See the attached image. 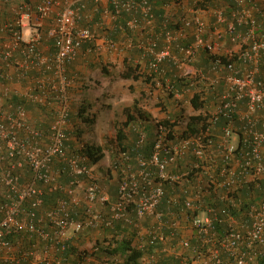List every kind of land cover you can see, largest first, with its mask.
I'll use <instances>...</instances> for the list:
<instances>
[{
  "label": "built area",
  "instance_id": "1",
  "mask_svg": "<svg viewBox=\"0 0 264 264\" xmlns=\"http://www.w3.org/2000/svg\"><path fill=\"white\" fill-rule=\"evenodd\" d=\"M177 1L183 5V0ZM90 3L92 13H88ZM236 3L230 18L224 9L214 10L209 27L195 8L192 15L161 18L150 0H41L36 12L24 4L11 22L0 27V34L11 32L0 50V69L3 60L9 69L6 79L12 70L24 75L38 70L43 74L53 71L59 80V84L40 81L30 93L32 101L43 105L50 104L56 94V113L47 131L29 119L23 104L8 103L10 96H0V261L19 264L33 256L29 264H107L92 254L74 263L55 254L52 259L43 255L65 250L70 232L99 228L118 232L120 225L134 226L138 246L146 251L143 264H163L168 259L173 264H264V78L260 75L264 35L258 32L257 0ZM124 14L129 17L121 22ZM99 15L100 27L115 22L117 29L131 32L126 47L138 50L146 61L126 60L140 64L156 79L162 94L171 92L174 98L185 92L194 94V84L198 83L209 93L224 81V90L217 94L202 133L180 136L175 131L170 136L167 126L156 122V142L148 157L138 154L133 158L128 151L118 154L111 166L118 183L115 199L98 182L87 158L70 144L71 81L66 78L65 66L84 47L93 53L123 50L112 37L98 43L93 21ZM26 28L32 30L29 36L25 35ZM139 31L143 36L134 37ZM46 37L53 39V55H46L42 49ZM225 38L237 48L221 55L218 42ZM200 49L210 55L209 72L224 70L222 77L192 69ZM177 78L184 84L182 91L171 83ZM202 98L206 99L205 94ZM222 120L225 124L214 140L212 130ZM144 124L137 116L131 127L137 149L146 144ZM190 153L195 158L189 168L171 170ZM209 171L217 174L205 187L192 192L188 186L192 176L198 178ZM63 176L67 184L62 183ZM169 186H182L181 195L168 198ZM213 186L225 190L220 196L231 208L244 205L243 198L233 197L237 191L254 188L247 193L251 196L247 218L241 220L231 214L219 231L215 224L218 209L203 200L204 189ZM55 190L65 196L47 208L45 196ZM82 201L86 208L82 218L76 219ZM165 202L170 213L161 209ZM174 209L180 211L181 218L172 216ZM188 211L199 213L189 218ZM149 218L155 220L153 225H146ZM183 218L190 220L191 236H181ZM20 236L36 241L22 251L16 245ZM195 237L196 244L192 240ZM149 244L154 249L151 253H147Z\"/></svg>",
  "mask_w": 264,
  "mask_h": 264
},
{
  "label": "trees",
  "instance_id": "2",
  "mask_svg": "<svg viewBox=\"0 0 264 264\" xmlns=\"http://www.w3.org/2000/svg\"><path fill=\"white\" fill-rule=\"evenodd\" d=\"M41 0H23L21 3L16 2L13 3L11 0H7L4 3L7 4V6H4L0 12V27H3L5 24L8 22H11L17 15L16 11L22 8L24 4H28L31 9L36 12L37 11V4ZM210 1V0H209ZM226 2L224 11L226 16L229 18L231 17L232 13L237 9V3L236 0H224ZM151 3L155 5L156 12L160 9H163L164 6L168 3H174L178 4L177 0H150ZM11 3V5L9 4ZM111 6V5H110ZM112 7V6H111ZM193 8H197L194 7ZM100 15L97 17L99 18ZM129 16L127 14H124L121 21L125 22V20ZM3 19V20H2ZM212 28V27H211ZM211 28L209 30L211 31ZM46 30V29H45ZM259 30V29H258ZM261 34V30L258 31ZM10 34L8 30L6 31V34H0V50L4 48L3 43L10 40ZM44 43H47L50 45V53L53 55L55 52L54 44H53V39L52 38H47L44 40ZM138 51V50H137ZM16 55H19L18 53H15ZM6 63L4 60L1 61L2 69H0V83L7 85L10 84V80L6 79V74L8 73L9 69L6 68ZM194 63V62H193ZM110 63L104 61L99 62V67L101 66L102 72L105 74V77H108L111 69ZM125 67L122 71L120 72L121 79L124 80H141L144 81L148 86L151 88H156V91L160 90L159 87L157 86V81L156 79H153L147 71L141 68L140 64H133L128 62L127 60L125 61ZM110 68V69H109ZM52 72L53 71H49ZM169 74V73H168ZM260 75L264 78V58L262 60L261 64V73ZM170 76V74H169ZM102 79L97 80L94 79L93 83L91 86L85 85L84 88L85 90L81 92V104L77 103V101L72 100V112L70 113V123L72 121L71 114L73 113V109H75V116L80 119L81 123H74V130L72 133H70L72 140L70 141L71 147L74 150H77L81 156L87 158V163L89 166L93 167L95 170L96 168L100 167L101 161L104 159L106 156V150L103 146L99 144L92 143L87 140L85 137L86 132H85V126L88 127L90 125L93 127L95 124L96 118L98 117L100 111L103 109H111L112 104L110 103H101L100 98L97 94L96 97H94L93 93L97 91V89L102 85ZM193 80L189 83H193ZM173 86L178 87L181 91L183 90L184 84L178 81V78L173 80L171 82ZM2 84V85H3ZM88 87V88H87ZM93 87H95L93 89ZM164 87H166L164 85ZM222 88H224V84L221 85ZM83 88V87H82ZM81 88V89H82ZM218 89V88H217ZM94 90V91H93ZM92 91V93H91ZM110 92V91H109ZM194 94H192L190 98V104L194 107L196 111H199L198 115H185V109L184 107H181L178 109V111L175 112L174 118L173 116L167 118L165 117L162 120H158V123L164 124L168 128V134L172 136L175 132V127L177 125H181V127L188 128V130H182V133L180 136H186L187 134H200L202 133L203 129L206 127V122L207 119L211 113L210 110V105L213 104L210 100H202L203 95L205 94V89L202 87V85L199 83L194 84ZM211 94V92H209ZM85 95V96H83ZM115 91H111V96L114 97ZM167 96L171 99L174 98L171 92L169 94L167 93ZM54 99H52L50 104H46L45 106L42 104H38L37 106L28 104L25 99L19 97V96H13L6 98V101L8 103H13V104H23L27 111H32L34 113L41 112L43 115H45V119L42 122V128L47 131L51 125V123L54 120V116L56 113V94L53 95ZM85 97V98H84ZM209 98H217V92L216 90L213 91V93L209 96ZM216 102H214V105ZM95 109L96 112L94 111ZM99 110V111H98ZM125 115H126V120L124 122H118L116 125V142L118 145V148L121 151H128L131 153L133 158H135L138 154H142L146 157H148L151 152L153 151L155 142H156V128L154 129V125L156 123H153L151 126L149 125H144L146 133H147V139H146V144L144 148L142 149H137L134 145L135 139H136V133L131 131L129 132V126L131 128V124L136 122L137 118L136 115H138L140 118H142L145 122L150 121L149 116L145 113L144 110L139 108L137 106V101L132 107H126L124 109ZM168 116V115H167ZM225 124L224 120L220 122V124L217 125L216 129L212 130V138L215 140L218 139V129H220L223 125ZM89 126V127H90ZM128 128V129H127ZM111 155L113 156V161L117 158V153L118 151H115L111 149ZM119 152V153H120ZM118 153V154H119ZM192 161H194V156H192ZM110 173L111 170L109 169ZM217 174V172L215 173ZM195 175V174H194ZM99 182V181H98ZM62 183L67 184L68 179L63 176L62 178ZM101 183V182H99ZM102 184V183H101ZM255 190L254 188H244L240 189L237 191L236 195H233V197L236 198H243L244 205L241 206L240 208H231V204L229 201L222 200L221 194L225 191L223 188H216V187H210L204 189V195H203V200H205V203L207 205H213L218 209V219L215 222L217 229L219 231L223 230L224 226L226 225L228 216L231 214H234L237 218L244 220L247 218L246 214V206L249 203V199L251 198L250 195H248V191ZM259 192H256L255 196H258ZM65 196L64 192L61 191H54V192H48L45 196V206L47 208H50L55 205L59 197ZM258 199V197H255ZM162 207V206H161ZM231 208V211L229 212ZM83 209L84 207H79V213L80 216H75L76 219H80L83 216ZM162 209V208H161ZM163 210V209H162ZM197 213L199 212H194V211H188L187 216L189 218L194 217ZM82 215V216H81ZM189 219L187 220V223H189ZM118 232L115 230H109V229H97V230H91V231H96V233H100L102 239H97L95 244L92 245L89 248L84 247L83 249L80 248L76 244V241L81 238L82 235L90 233L91 231H86L84 233H80L79 237L70 239L67 242V247L65 250H59L55 251V256L58 258H73V260L80 259L82 258L85 254H92L97 260H103L107 264H143V258L145 256L144 250L140 249L137 243L136 239V230L134 226H127L126 228H121L120 225L117 226ZM81 235V236H80ZM28 239H24L23 237H17L18 242H16V245H18V249L24 251V249L28 248L29 245L33 244L35 242V239H31L30 237H26ZM31 239V240H30ZM193 243H197V239L192 238ZM45 245V243H44ZM43 244L41 246L44 247ZM150 250L147 251V253H151L150 251L154 250L152 249L153 247L150 248V244L148 247ZM147 250V249H145ZM33 256H29V258H26L25 260L21 261L19 264H29L32 260ZM72 260V259H70ZM72 260V263H73ZM263 261V259H261ZM68 262V261H67ZM66 262V263H67ZM71 262V261H69ZM177 262V261H176ZM0 264H7L2 261H0ZM45 264V263H43ZM96 264V262H94ZM163 264H173L172 259L165 260Z\"/></svg>",
  "mask_w": 264,
  "mask_h": 264
},
{
  "label": "crops",
  "instance_id": "3",
  "mask_svg": "<svg viewBox=\"0 0 264 264\" xmlns=\"http://www.w3.org/2000/svg\"><path fill=\"white\" fill-rule=\"evenodd\" d=\"M7 0H0V12L2 10V8L4 6H7L6 3H4ZM23 0H11V2L13 3H18V2H22ZM11 5V3H9ZM169 4V6H167ZM164 6L163 9L158 10L156 13L158 15H160V17H180L181 15H192L191 9H193L194 7H197L196 9L198 10L199 14L201 15V17L207 22L208 26L210 27L214 21V15H213V11L217 10V9H224L226 2L224 0H200V1H196V0H183V5L181 6L180 4H174V3H168ZM257 4H258V9L255 11V15L258 18L259 22H260V30H261V34L264 35V0H257ZM93 4L90 3L88 9L89 12L88 13H92L93 12ZM98 16H96L95 21H93V26L95 28V30H97L98 34H99V41L98 43L101 44L103 42L104 39L108 38V37H112L114 39H116L122 46L123 50L120 53H114V52H108L106 50H102L101 52H89L87 50V47L82 48L76 59L70 63H68L65 66V75L66 78L71 81V85L68 88V92H69V96L71 99V105H72V100L77 101V103L81 104V91L83 89H81V85H88L91 86L93 83L92 80V75H93V71L94 70H98L97 68L99 67V62L100 61H104V62H108L110 63L109 65H111L112 67H115V69L117 71H122L125 67V61L127 57H133L135 59H140L141 62H145L146 60L141 59V53L139 51H137L136 49H129L126 47V43L129 39L128 33L129 35H131V32H123L119 29H117L116 24H114L115 22H113L112 24L108 25L109 27L107 28H103L100 27L98 25V20H100V17L97 18ZM0 18H2L0 16ZM3 20V19H2ZM96 22V23H95ZM122 22V21H121ZM160 21H158L159 23ZM31 28H26L25 29V35L29 36V34L31 33ZM242 32H244L245 30L242 28L241 30ZM134 37H141L143 36L142 32H137L136 34H133ZM191 39H187V43H190ZM42 49L44 51V53L46 55H52L50 53V45L47 43H42ZM237 48L236 44H233L228 38H225V40L218 42V53L221 55H226L227 52H229L231 49ZM210 55L204 50V49H200L195 62L192 65V69L196 68L198 70H204L205 72L209 73L210 76H223L225 74V71H220V72H209V68H210ZM170 74V73H169ZM120 78V77H119ZM7 80H10V84L7 85H3L0 83V96H2L3 98L5 97H13V96H19L23 99H25V101L28 104H32L37 106L39 103H36L34 101H32L30 99V93L35 92L38 84L40 81H44L47 80L48 83H57L59 84V80L58 77L52 73V72H47L46 74H43L42 72L38 71V70H32L30 71L27 75L22 74V72H18L15 70L11 71V77L8 78ZM102 84L104 85V83H107V85H110L111 83L114 84V89L115 91H117L116 87H118V84L120 83L122 85V87L124 89H126V91H129L125 86H131L132 82L138 84V82H141V84H143V82L141 80H124V79H119L118 82H116V79L114 77V74H110L108 77H106L105 79H102ZM135 84V85H136ZM224 84V81H222L221 85ZM221 85L218 87V89H215L217 94H219L220 92H222L224 90V88L221 87ZM214 89H212L211 94L213 93ZM139 91L137 90L134 94H135V98H142L141 96L144 95V92L141 93V95L139 94ZM208 92L205 93V98L206 100H210L213 104H211L210 106V110H214L215 105L214 102H216V98H209V96L211 95ZM8 95V96H7ZM85 96V95H83ZM192 94L185 92L182 93L178 98H169L167 95L162 94L161 92H157L156 91V98L161 99L164 103L166 101H168V103H170L172 106L171 108H169L168 113L165 115V113H161L159 114V108H156V116H159V120L164 119L165 117L169 118L171 116H173V119H175L174 114L176 111H178V109H180L181 107H184L185 109V115L191 116V115H198L199 111H196L194 109V107L190 104V98H191ZM155 97V96H154ZM85 98V97H84ZM113 98H116L115 95ZM135 98L130 99L129 101L133 102L135 101ZM166 100V101H165ZM127 101V100H126ZM126 101L124 102L123 105V111L126 107H132L133 103H126ZM43 105V104H42ZM114 106V103L112 104ZM45 106V105H44ZM97 109H95L94 111L96 112ZM71 112H72V108H71ZM168 115V116H167ZM28 116L29 119L35 124L37 125L39 128H42V122L45 119V115H43V113L41 112H37L34 113L32 111H28ZM138 115H136L137 118ZM72 117V121L70 123V133L73 132L74 130V123L77 124L81 123L80 119H78L75 116V109H73V113L71 114ZM124 121L126 120V117H124ZM158 121V119H156V122ZM154 122L150 119V121L145 122L144 125H149L151 126ZM132 127V124H131ZM154 129L156 128V125L153 126ZM185 127H181V125H177L175 127V131L180 135L182 133V130H185ZM128 129V128H127ZM44 130V129H43ZM156 130V129H155ZM129 132L132 131V129L129 126L128 129ZM111 158V160L113 161V156H109ZM105 158V157H104ZM192 154H188L181 162L179 165L171 167V170L177 172V171H181V170H186L187 168H189L193 161H192ZM216 172L215 171H209V173H205L202 172L200 176L194 177L192 176V180L191 182L188 184V186L190 187V190L192 192H197L202 186H206V184L208 183V181L210 180V178H212V176H215ZM111 185H113L112 189L113 191L111 192L112 195V199H115L117 196V188H118V183H113L112 181L109 182ZM181 190H182V186H169L167 187V194H168V198L171 197H179L181 195ZM164 212L166 213H170V205L165 202L162 207ZM173 209V208H172ZM175 213L172 214V216L178 215L181 218V214L180 211L177 210H173ZM181 220V219H180ZM154 219L149 218L147 219L145 222L148 224H154ZM182 231L183 234L181 236H191L190 232L191 230L189 229V225L190 223H187V218H183V223H182ZM86 231H91V230H86ZM85 231V232H86ZM186 232V234H185ZM84 233V232H83ZM88 235L91 234H98L96 233V231H91L90 233H87ZM100 234V233H99ZM69 238L70 239H74L77 237H79V234H75L74 232H71V234H69ZM183 236V237H184ZM76 244L78 246H80L81 249H83L84 247L89 248L91 247V244H87L85 246H83L84 244L80 243L79 240L76 241ZM95 244V243H94ZM93 244V245H94ZM53 254H55V252H51V254H47V255H43V257H47L52 259L53 258ZM74 257H70L67 259V261H71L70 263H72ZM72 259V260H70ZM75 260H73L74 263Z\"/></svg>",
  "mask_w": 264,
  "mask_h": 264
},
{
  "label": "rangeland",
  "instance_id": "4",
  "mask_svg": "<svg viewBox=\"0 0 264 264\" xmlns=\"http://www.w3.org/2000/svg\"><path fill=\"white\" fill-rule=\"evenodd\" d=\"M50 22V21H49ZM105 63V62H104ZM98 70L93 71L92 75V80L97 79L100 80L105 77V74L102 72L101 66L97 68ZM110 69V68H109ZM110 73L113 75L116 79V82L121 79L120 72L115 69V67L111 66ZM120 77V78H119ZM105 79V78H104ZM138 82V84L132 82L131 86H125L129 91H126L122 87V85L119 83L118 87H116L117 91L114 89V84L107 85V83L102 84L95 93H93L94 97L99 96L100 102L101 103H110L113 104L111 109H103L100 111L98 117L96 118L95 124L93 127L88 125V127L85 128L86 135L85 137L87 138L88 141L99 144L103 146L106 150V156L105 158L101 161L100 167L96 168L94 170V174L99 182H101V186L106 189V191L112 195V187L109 182H113L114 184L117 183V175L113 173L112 171V163L113 161L109 157L111 155V149L120 152L117 142H116V125L118 122H124V117H126L125 112L123 111V105L124 102L126 103H131L129 100L135 98V92L138 90V96L139 94L144 92V95H142V98H135V102L137 101V106L141 108L142 110L145 111V113L149 116V118L156 123V119L159 120V116H156V108H159V114L165 113V115L168 113L169 108H171V104L166 101L165 103L159 99L156 98V88H150L148 84H146L144 81ZM136 84V85H135ZM83 87V91L85 90L84 85H81ZM88 88V87H87ZM95 87H93L94 89ZM115 91V97L113 98L111 96V91ZM94 91V90H93ZM110 91V92H109ZM82 92V91H81ZM160 93V91H158ZM92 93V91H91ZM155 96V97H154ZM132 105V106H133ZM99 111V110H98ZM90 126V127H89ZM117 153V157H118ZM112 156V155H111ZM111 170V173L109 171ZM80 197L82 198V195L80 194ZM81 207H84L83 210H85V203L82 201L81 202ZM146 225H151L146 223ZM71 234V232H70ZM81 236V235H80ZM97 239H102L100 234H84L81 236L79 239L80 243L84 244L83 246L87 244H91V246L96 242Z\"/></svg>",
  "mask_w": 264,
  "mask_h": 264
}]
</instances>
